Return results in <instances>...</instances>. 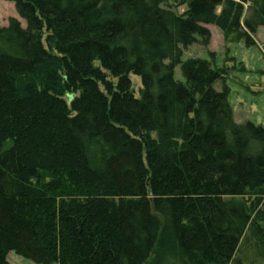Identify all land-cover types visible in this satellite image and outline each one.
<instances>
[{"label": "trees", "instance_id": "1", "mask_svg": "<svg viewBox=\"0 0 264 264\" xmlns=\"http://www.w3.org/2000/svg\"><path fill=\"white\" fill-rule=\"evenodd\" d=\"M5 1L0 264H264V126L183 61L208 26L254 46L264 0Z\"/></svg>", "mask_w": 264, "mask_h": 264}, {"label": "rangeland", "instance_id": "2", "mask_svg": "<svg viewBox=\"0 0 264 264\" xmlns=\"http://www.w3.org/2000/svg\"><path fill=\"white\" fill-rule=\"evenodd\" d=\"M245 5L244 16L249 14L248 0H243ZM186 11L185 7L177 10L178 14ZM220 13V9L218 10ZM11 18L25 22L19 16L15 4L0 0V26L8 25ZM211 31V41L208 46L201 41L190 46L184 51L183 61L201 59L209 61L217 69H222L225 74L224 82H219L215 88L223 90L225 84L230 89L229 102L234 112L236 123L243 124L248 121L264 126V28H260L254 37L255 45L247 46L244 41L235 42L226 40L223 33L215 26H208ZM131 81L136 97L140 95L142 80L132 75ZM175 79L184 81L180 66L175 69ZM253 218L264 224V201L253 204L249 201ZM10 264H36L23 257L10 253ZM152 261V260H151Z\"/></svg>", "mask_w": 264, "mask_h": 264}]
</instances>
